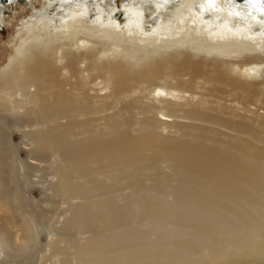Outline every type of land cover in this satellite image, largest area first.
<instances>
[{
	"label": "bare ground",
	"instance_id": "6f19581e",
	"mask_svg": "<svg viewBox=\"0 0 264 264\" xmlns=\"http://www.w3.org/2000/svg\"><path fill=\"white\" fill-rule=\"evenodd\" d=\"M119 4L43 0L0 69V107L67 204V245L39 264H264V1Z\"/></svg>",
	"mask_w": 264,
	"mask_h": 264
},
{
	"label": "rangeland",
	"instance_id": "374dc122",
	"mask_svg": "<svg viewBox=\"0 0 264 264\" xmlns=\"http://www.w3.org/2000/svg\"><path fill=\"white\" fill-rule=\"evenodd\" d=\"M42 2L43 0H25L22 3H17L15 1L11 5H5L2 9L3 14L0 16V69H5L3 67H5L9 59L15 55L17 47L16 43L18 42L16 36L22 26L21 23L30 17L32 18L33 12L41 9ZM119 3V5H121L122 0H119ZM32 7L34 9H32ZM14 116L15 115L13 114H8L0 107V161L2 168H4V171L6 170L2 174L4 180L7 182V189H9L11 195H14L15 197L18 195L15 201L9 202V219L6 220L7 225L10 224L8 226L11 230L10 234H13V230L18 227L15 229L14 233L16 234V237L14 234L13 237L11 235L10 242L2 243L0 240V244L2 245H0V249H2L0 250V263L39 264L44 259V252H53L52 250L50 251V249L48 250L49 242H58L59 238L62 240L64 238L65 240L67 239L61 229L63 223L62 220H65L68 216V213L66 212L67 204L64 202L62 203L51 191L50 187L53 182L50 174L51 169L49 170V168H51L49 162L51 161H39L36 165L30 163L32 160L27 158L28 155L25 153L26 149H30V151L32 149V146L29 145V138L24 136L27 129L25 130L22 128L19 125V122L16 121L19 119H16ZM3 130L6 131L4 132ZM28 150L26 152H29ZM6 167H8V169ZM1 202L0 199V204ZM14 214H16L15 217H13ZM11 218L15 219L13 220ZM11 221L15 222L13 223ZM3 222L4 220L0 221V226L6 224V222ZM11 225L14 227H11ZM56 227H58V229ZM17 234L21 235L20 238H18L19 235L17 236ZM25 234H28V236L29 234L32 235L31 237L29 236V241L25 239ZM83 234L82 232H74L73 236H75L74 238L77 236V239L86 238L88 236ZM61 239L59 244L62 242L60 246L65 248L66 246L62 245L65 240L61 241ZM65 244L67 245L66 241ZM8 245L10 247H8ZM22 255L23 257H21ZM3 259L5 260L3 261ZM46 264H49V262Z\"/></svg>",
	"mask_w": 264,
	"mask_h": 264
},
{
	"label": "water",
	"instance_id": "95a60500",
	"mask_svg": "<svg viewBox=\"0 0 264 264\" xmlns=\"http://www.w3.org/2000/svg\"><path fill=\"white\" fill-rule=\"evenodd\" d=\"M3 1H5V0H3ZM19 3H22V2H24L25 0H17ZM240 1V0H239Z\"/></svg>",
	"mask_w": 264,
	"mask_h": 264
}]
</instances>
